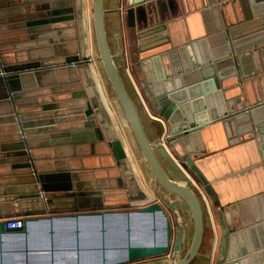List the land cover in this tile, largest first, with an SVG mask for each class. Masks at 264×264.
I'll list each match as a JSON object with an SVG mask.
<instances>
[{
	"label": "crops",
	"instance_id": "1",
	"mask_svg": "<svg viewBox=\"0 0 264 264\" xmlns=\"http://www.w3.org/2000/svg\"><path fill=\"white\" fill-rule=\"evenodd\" d=\"M157 1L140 5L137 27L132 28L127 25L126 15L123 19L120 15L118 7L122 0H105L111 44L114 47L115 34L120 33L123 55L131 71V90L152 140L163 136L164 129L140 88L139 79L144 78V72L139 62L168 48L169 36L174 43L203 39L200 45L207 49V36L218 40L225 30H230L240 48L237 53L241 54L238 76L230 78L241 83L245 100L264 97V0ZM91 12V0H0V45L7 62L46 58L60 63L68 52L86 54L82 68L46 69L39 73V81L31 72L20 77L15 85L22 87L16 90L21 94V112L43 111L41 101L46 98V106L55 103L61 107L59 116L73 117L67 109L81 98L92 97L104 105L108 124V128H102L103 135H107L103 140L89 138L81 131L83 128L68 130L66 126L76 118L32 126L29 152L43 180L39 181L40 194L26 195L31 194L25 192L31 183L21 179L4 182V178L14 181L10 178L21 173L3 172L8 167L15 170L14 163L23 161L7 155L17 150L20 139L18 131L11 129L15 126V121L9 119L11 104L1 97L5 85L0 83V218L99 207L130 208L159 198L95 57ZM221 50L225 52V48ZM152 65L150 60L145 66ZM233 69L230 64L221 71L227 74ZM235 128L216 121L200 128L195 140L202 149L195 162L209 188L199 178L194 179L193 186L206 208V222L200 249L204 255L196 256L190 264L216 261L222 240L221 219L228 225L241 224L247 215L258 217L264 210L261 141L256 133L248 136ZM110 136L113 141L108 139ZM121 149L125 158L118 155ZM140 192L146 197L138 196ZM15 194L20 196L14 198ZM183 218L190 222V213ZM247 231V238L260 237V227ZM241 242L245 243V235Z\"/></svg>",
	"mask_w": 264,
	"mask_h": 264
},
{
	"label": "water",
	"instance_id": "2",
	"mask_svg": "<svg viewBox=\"0 0 264 264\" xmlns=\"http://www.w3.org/2000/svg\"><path fill=\"white\" fill-rule=\"evenodd\" d=\"M156 1L122 0L118 9L122 19L126 15L127 25L133 28L137 27L140 5ZM91 8L95 57L110 94L127 122L133 148L142 158L147 177L159 198L136 204V208L99 207L28 214L23 216L21 226L9 227L7 217L0 218V264H190L196 256L204 255L200 249L206 222V208L193 186L194 179L199 178L209 188L207 178L195 162L202 150L195 141L199 130L216 121L224 126L230 123L241 134L256 133L264 152V97L245 100L241 83L230 78L234 74L238 76L237 61L241 56L237 53L240 48L236 36L230 30H225L218 40L207 36V49L200 45L203 39L174 43L169 36L168 48L139 62L144 72V78L138 75L140 88L164 129L163 136L152 140L131 90V71L123 55L120 33L115 34L114 47L111 44L105 0H91ZM251 52L254 54V49ZM68 53L60 63L46 58L7 62L0 45V83L5 85L1 97H6L11 104L9 119L15 121L11 129L18 131L20 139L17 150L7 155H15L12 160L23 161L14 163L15 170L8 167L3 172L21 173L10 178L14 181L4 178V182L31 183L32 186L25 188V192L31 194L26 195L40 194L39 181L43 180L29 152L32 126L76 118L77 122L66 126L68 130L83 128L81 131L92 139L103 140L107 136L102 131L108 128L104 105L92 97L81 98L67 109L73 117L59 116L61 107L55 103L46 106V98L41 101L43 111L23 113L19 108L21 94L16 90L22 87L15 82L20 77L31 72L39 81V73L46 69L82 68L86 54ZM150 60L153 65L146 67ZM230 64L233 71L223 73L222 67ZM256 67L258 71V64ZM109 138L113 141L111 136ZM115 143L120 144V141ZM118 155L125 158L124 150ZM130 174V180L134 179L132 172ZM18 196L20 194H15L14 198ZM138 196L144 198L146 194L140 192ZM5 198H9L8 195ZM189 213L190 222L183 218L184 214L189 217ZM133 215L138 220L132 221ZM220 222L221 248L216 261L210 264H264V210L258 217L247 215L241 224L228 225L223 219ZM256 227L261 228L260 237L247 238V230ZM139 230L146 236L143 240L134 236ZM40 234L48 238V243L42 241L37 246L34 242ZM243 235L245 243L241 242ZM12 239L16 241L7 247L6 241ZM36 255H43L45 260L36 261ZM205 256L210 258V255Z\"/></svg>",
	"mask_w": 264,
	"mask_h": 264
},
{
	"label": "rangeland",
	"instance_id": "3",
	"mask_svg": "<svg viewBox=\"0 0 264 264\" xmlns=\"http://www.w3.org/2000/svg\"><path fill=\"white\" fill-rule=\"evenodd\" d=\"M127 208H129V207H127ZM130 208H136V207L134 206V207H130ZM59 233H60L61 236H63L61 230H60ZM41 234H40V236H38V238L35 239V242L33 241L34 243H36L37 246L41 245L42 244V241H43V243H48V238L47 237H44L46 235L45 234H42V235H44V236H42ZM14 241H16V240L15 239L14 240L12 239V240L6 241V246L9 247L11 244L14 243ZM62 241L63 240H61V242ZM36 256H38V257H36V261L39 260L40 258H41L40 260H42L43 258L45 260V257H43V255H42V257H39V255H36ZM58 264H63V263L62 262H59Z\"/></svg>",
	"mask_w": 264,
	"mask_h": 264
},
{
	"label": "built area",
	"instance_id": "4",
	"mask_svg": "<svg viewBox=\"0 0 264 264\" xmlns=\"http://www.w3.org/2000/svg\"><path fill=\"white\" fill-rule=\"evenodd\" d=\"M23 225V216L20 215H12L7 217V226H21Z\"/></svg>",
	"mask_w": 264,
	"mask_h": 264
},
{
	"label": "bare ground",
	"instance_id": "5",
	"mask_svg": "<svg viewBox=\"0 0 264 264\" xmlns=\"http://www.w3.org/2000/svg\"><path fill=\"white\" fill-rule=\"evenodd\" d=\"M136 218H137V216L133 215V216H132V221H133V220H138V218H137V219H136ZM135 233H136V234H135ZM135 233H134V236L139 237V238L141 237L142 240H143L144 238H146V236H145L140 230L137 231V232H135ZM148 237H149V236H148ZM150 237H151V236H150Z\"/></svg>",
	"mask_w": 264,
	"mask_h": 264
}]
</instances>
